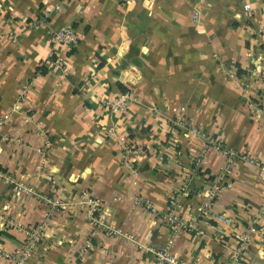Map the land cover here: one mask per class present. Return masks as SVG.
I'll return each mask as SVG.
<instances>
[{
	"label": "crops",
	"instance_id": "1",
	"mask_svg": "<svg viewBox=\"0 0 264 264\" xmlns=\"http://www.w3.org/2000/svg\"><path fill=\"white\" fill-rule=\"evenodd\" d=\"M63 27L74 47L54 42ZM263 77L264 0H0V170L37 193L0 177V264L42 221L33 264H144L170 238L189 263L264 264V175L243 159L222 173L213 148L197 162L200 133L264 162ZM83 191L101 203L94 234Z\"/></svg>",
	"mask_w": 264,
	"mask_h": 264
},
{
	"label": "built area",
	"instance_id": "2",
	"mask_svg": "<svg viewBox=\"0 0 264 264\" xmlns=\"http://www.w3.org/2000/svg\"><path fill=\"white\" fill-rule=\"evenodd\" d=\"M243 8L245 11H250V5L248 3H245L243 5ZM48 16L49 15L45 12L42 18L40 17L36 19V21H34V24L36 25L43 24L44 19H46ZM53 39L55 43L68 45L70 47H74L78 43V37L75 31L71 27H63L59 31H56L53 34ZM236 71H237V67L235 65H231L227 73L228 77L235 78ZM262 80L264 81V77ZM127 96L128 95L120 96L116 100H114L113 107L122 108ZM262 101L264 105V94L262 95ZM249 105L250 107H252V109H256V110L258 109L256 107V103H254L252 100L249 101ZM182 125L184 126V128L187 130L188 133L199 134L198 129L195 126L189 124L185 125L184 123H182ZM199 135L203 137L205 141V145L201 155H199L197 158V162H200L202 160L203 153L208 148H213L214 150L221 153L225 158V161L222 165V173L227 172L232 167L236 159H243L246 162L251 163L256 168H258L259 174L261 176L264 175V162L259 161L258 159L254 158L251 155H248V153L244 152L243 150L238 151V150L230 149L224 143L212 139L208 135L202 133H200ZM119 139L121 140L124 150L127 151L132 150V145L130 144L129 139L123 136L120 137ZM0 177L5 182L13 186V191L15 195L19 196L22 193L37 195V193L31 187L20 181H16L9 174L1 170H0ZM184 188L185 187H183V189ZM218 188L219 186L214 187L211 193L208 195L209 199L206 201L205 206L202 207V213L204 215L208 213V208L210 206L211 198L214 197ZM183 192L182 193L179 192L173 195L168 201V208L166 209L165 212L162 213V219L168 224V227L172 230V235H176L180 231V228H183L185 225L184 221L176 212V209L179 207V200L182 197ZM44 199L47 201L49 200L47 198ZM69 203L70 202L56 203L52 201L51 202L52 210H55L57 208L66 209ZM79 203H81L85 208L88 221L90 225H92L91 226L92 234L98 232L99 229L101 228V221L96 217V213L100 211L101 203L99 202L98 199L92 197L87 191H83L81 193ZM134 204L137 206L144 207L146 209H150L151 211H154V208L152 207L151 201L149 199L141 200L140 198L135 197ZM261 211H264V205L261 208ZM186 227L189 230H195L196 222H188L186 224ZM45 229H46L45 221H42L41 223H38L35 226L20 228V230H22V233L24 235L22 244L20 245V247L16 248L14 252L5 255L2 253V255L14 260V262L17 264H30L32 254L36 246L41 242ZM172 245H173V238H170L166 244L155 247L153 249L154 259L150 261H145L144 264H197V263H189L185 259L180 258L175 252L172 251ZM90 248H91L90 241H86L83 246L82 252L85 253ZM242 249L243 247H241L240 250Z\"/></svg>",
	"mask_w": 264,
	"mask_h": 264
},
{
	"label": "rangeland",
	"instance_id": "3",
	"mask_svg": "<svg viewBox=\"0 0 264 264\" xmlns=\"http://www.w3.org/2000/svg\"><path fill=\"white\" fill-rule=\"evenodd\" d=\"M47 19V18H46ZM46 19H44V22L43 23H46ZM7 258V257H6ZM8 259H10V258H8ZM13 261V264H17V263H15L14 262V260H12ZM30 264H33V263H30Z\"/></svg>",
	"mask_w": 264,
	"mask_h": 264
},
{
	"label": "trees",
	"instance_id": "4",
	"mask_svg": "<svg viewBox=\"0 0 264 264\" xmlns=\"http://www.w3.org/2000/svg\"><path fill=\"white\" fill-rule=\"evenodd\" d=\"M120 88H122L121 84H120ZM124 89H125V88H124ZM124 89H123V90H124ZM0 234H1V232H0Z\"/></svg>",
	"mask_w": 264,
	"mask_h": 264
}]
</instances>
